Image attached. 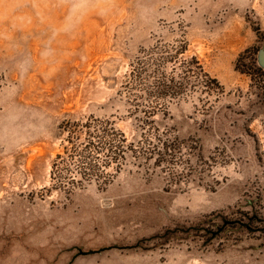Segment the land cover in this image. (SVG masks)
Instances as JSON below:
<instances>
[{
  "label": "rangeland",
  "instance_id": "374dc122",
  "mask_svg": "<svg viewBox=\"0 0 264 264\" xmlns=\"http://www.w3.org/2000/svg\"><path fill=\"white\" fill-rule=\"evenodd\" d=\"M181 46L223 91L154 118L184 146L179 182L129 158L108 185L53 188L63 123L108 118L138 140L123 83L144 51ZM246 52L264 70V0H0V264H264V90L236 69Z\"/></svg>",
  "mask_w": 264,
  "mask_h": 264
},
{
  "label": "trees",
  "instance_id": "16d2710c",
  "mask_svg": "<svg viewBox=\"0 0 264 264\" xmlns=\"http://www.w3.org/2000/svg\"><path fill=\"white\" fill-rule=\"evenodd\" d=\"M247 52L240 56L236 69L256 79L264 90V70L252 60L244 64ZM185 53L182 46L174 55L154 48L144 51L132 65L122 87L133 104L131 114H135L141 130L138 140L130 142L108 118L91 116L82 122L63 123L67 136L63 154L57 155L53 162V188L72 194L92 182L108 185L129 158L141 164L154 161L157 168L166 169L174 183L179 182L183 174H176L172 166L183 161L180 153L184 146L171 134V128L166 126L161 131L154 118L160 112L165 114L174 100L197 90L209 96L223 91L219 81L206 73L200 61L196 57L184 58Z\"/></svg>",
  "mask_w": 264,
  "mask_h": 264
}]
</instances>
